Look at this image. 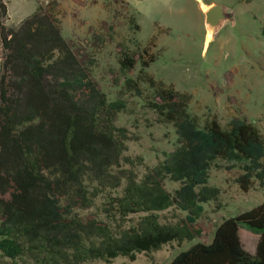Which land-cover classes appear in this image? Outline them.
<instances>
[{
	"label": "trees",
	"instance_id": "trees-1",
	"mask_svg": "<svg viewBox=\"0 0 264 264\" xmlns=\"http://www.w3.org/2000/svg\"><path fill=\"white\" fill-rule=\"evenodd\" d=\"M19 25H6L0 0V258L14 264L131 261L171 242L197 237L205 204L220 189L209 184L218 161L238 168L242 191L264 188V137L244 116L228 127L216 117L200 126L189 111L192 94L156 81L147 72L155 54L121 51L119 70L130 89H154L152 108L176 128L180 145L155 166L136 170L126 151L131 139L117 124L126 109L110 99L93 70L94 54L63 35L59 0H37ZM80 2L84 1L71 0ZM129 12V3L116 0ZM130 23L137 33L135 14ZM139 45V44H138ZM147 56V58H145ZM165 179L178 183L170 191ZM184 213L162 222L161 213ZM139 215L135 222L131 216ZM259 235L247 251L240 229ZM169 264H264V203L225 219L211 243H196Z\"/></svg>",
	"mask_w": 264,
	"mask_h": 264
},
{
	"label": "rangeland",
	"instance_id": "rangeland-1",
	"mask_svg": "<svg viewBox=\"0 0 264 264\" xmlns=\"http://www.w3.org/2000/svg\"><path fill=\"white\" fill-rule=\"evenodd\" d=\"M79 1L84 5L59 0L63 35L94 54L93 73L109 98L126 102L117 124L126 127L131 138L125 154L143 160L136 167L139 174L145 165L152 167L164 160L180 143L174 125L162 122L152 108L154 89L140 81L135 89L127 87L125 78H135L140 65L125 75L119 70L118 58L126 49H146L156 55L147 72L156 81L192 94L189 111L200 126L216 117L228 127L233 117L244 116L264 137V0H211L234 12V19L215 37L207 29L201 0H124L129 12L119 9L116 17L113 13L120 5L116 0ZM26 5V13L34 9L29 1ZM131 14L140 24L137 33L129 21ZM240 174V169L229 168L225 161L211 168L209 184L220 189V196L205 204V212L195 224L199 233L194 239L171 241L150 254H138L134 261L119 256L111 263L97 260L85 264H169L196 243H211L225 219L264 203V188L255 185L242 191L235 181ZM164 183L170 191L179 186L169 179ZM183 215L177 209L166 210L161 221L175 222ZM138 216H131V221ZM239 235L244 248L255 253L259 235L245 228ZM0 264L14 263L0 258Z\"/></svg>",
	"mask_w": 264,
	"mask_h": 264
},
{
	"label": "water",
	"instance_id": "water-1",
	"mask_svg": "<svg viewBox=\"0 0 264 264\" xmlns=\"http://www.w3.org/2000/svg\"><path fill=\"white\" fill-rule=\"evenodd\" d=\"M205 15L207 29L212 31L213 37L225 23L234 19V12L222 4H212L205 10Z\"/></svg>",
	"mask_w": 264,
	"mask_h": 264
},
{
	"label": "crops",
	"instance_id": "crops-1",
	"mask_svg": "<svg viewBox=\"0 0 264 264\" xmlns=\"http://www.w3.org/2000/svg\"><path fill=\"white\" fill-rule=\"evenodd\" d=\"M4 1L7 6V12L9 17L7 22L16 26L19 25L22 20H24L26 17L32 14L38 7L37 0H4ZM26 1H29V3H32L34 6V9L31 7L32 11H29L28 13L25 12V7L27 6ZM212 4H214V1L210 0L208 2H205L204 0H201L200 6L202 10H206ZM13 20H16V22L13 23L12 22Z\"/></svg>",
	"mask_w": 264,
	"mask_h": 264
}]
</instances>
